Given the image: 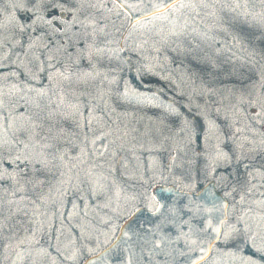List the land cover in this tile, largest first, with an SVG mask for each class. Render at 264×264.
I'll return each mask as SVG.
<instances>
[{"label": "rangeland", "instance_id": "rangeland-1", "mask_svg": "<svg viewBox=\"0 0 264 264\" xmlns=\"http://www.w3.org/2000/svg\"><path fill=\"white\" fill-rule=\"evenodd\" d=\"M258 2L184 0L122 39L112 0H0V264H81L160 182L213 179L233 218L264 212Z\"/></svg>", "mask_w": 264, "mask_h": 264}, {"label": "water", "instance_id": "water-1", "mask_svg": "<svg viewBox=\"0 0 264 264\" xmlns=\"http://www.w3.org/2000/svg\"><path fill=\"white\" fill-rule=\"evenodd\" d=\"M129 17L124 39L132 26L141 19L151 18L169 10L154 8L172 0H112ZM184 1V0H182ZM157 205L148 209L140 205L120 224L116 237L105 248L90 254L81 264H202L213 253L209 243L201 238L189 243L194 228L206 226L205 218L216 219L228 213L229 199L217 188L215 180L197 191L179 189L175 185L157 183L150 188ZM159 211H156L157 207ZM215 206L219 211L206 212ZM218 226V225H217ZM211 239L209 230L201 233Z\"/></svg>", "mask_w": 264, "mask_h": 264}, {"label": "snow or ice", "instance_id": "snow-or-ice-1", "mask_svg": "<svg viewBox=\"0 0 264 264\" xmlns=\"http://www.w3.org/2000/svg\"><path fill=\"white\" fill-rule=\"evenodd\" d=\"M182 0H172L170 4L160 5L154 8V11H160L162 8L171 7L172 10L178 11L185 8ZM239 6V5H237ZM260 20L258 21L262 30H264V13L259 14ZM166 18V17H165ZM262 37H257L261 39ZM264 79V76H262ZM182 125H188L186 119L179 118V113L174 114ZM241 129L237 128L236 132H240ZM254 143V142H253ZM261 150H264V140H261ZM50 147V146H46ZM243 148V145H241ZM251 151H257L255 147L250 149ZM220 156L227 159V153H220ZM63 159V157H60ZM19 159V157H17ZM25 162L28 163L27 158ZM36 164H46L44 160H37ZM35 167V166H34ZM44 181H40L42 184ZM236 191V189H233ZM230 194V193H229ZM245 197H240V204H245ZM264 205V202H260ZM160 205L156 211L160 210ZM219 211L215 206L213 208L205 209L206 212ZM251 209L248 212H242L233 216L229 213H224L222 216L216 219V224H213L211 219L205 218L206 226L203 228H194L192 230V236L189 238V243L197 244L201 238L205 239L209 245V251H215L217 254L228 256L234 261H238L239 264H264V212L257 215H250ZM218 225V226H217ZM211 230L214 235L211 239L207 236L201 235V233H207ZM259 240V243L257 241ZM253 248L258 254V258L253 259L251 256L243 254V250L247 248ZM91 252L92 249L90 248ZM75 259V256L72 257ZM130 264V261H129Z\"/></svg>", "mask_w": 264, "mask_h": 264}, {"label": "trees", "instance_id": "trees-1", "mask_svg": "<svg viewBox=\"0 0 264 264\" xmlns=\"http://www.w3.org/2000/svg\"><path fill=\"white\" fill-rule=\"evenodd\" d=\"M111 1V0H110ZM239 1V6H235L234 7V10L237 12V14L238 15H243V16H245V10H244V3L246 2V4H247V6L249 7V5H253V4H259V0H238ZM183 2V1H182ZM55 12L53 13L54 15H58L59 16V14H57L58 12V10H56V9H53ZM119 11H122L121 10V7H120V9H119ZM53 12V11H52ZM57 12V13H56ZM123 12V11H122ZM159 15V14H158ZM155 16H157V15H155ZM154 17V16H153ZM152 18V17H151ZM147 19H149V18H147ZM145 20V19H144ZM63 44V43H62ZM243 53V56H245V57H248V60H250L253 64L252 65H254L253 67L255 68V69H257L258 71H259V73H261L260 75L261 76H264V61L263 62H260V59H264V49H263V46H262V48L257 52V51H253V50H250V48H247V47H245V49H244V51L242 52ZM260 58V59H259ZM252 71H253V69L252 68H250ZM131 75V74H130ZM131 79V83H132V85H135V87H138V81H137V79H134L133 77H131L130 78ZM263 81H264V79H262ZM188 116H190L191 118H193V119H195L197 122V125H195V127H196V129L194 130V134H195V138H197L198 140H197V142H199L200 141V133L202 132L200 129V122L196 119V117H194V115H192V114H189ZM237 169L235 170V174L236 175H240V167L239 166H237L236 167ZM200 186H201V184H198L197 185V189H199L200 188ZM220 189H222L221 187H220ZM223 190V189H222ZM224 191V190H223ZM243 254L244 255H248V256H251V257H253V258H258V254L255 252V250L253 249V248H251V247H249V248H247V249H244L243 250Z\"/></svg>", "mask_w": 264, "mask_h": 264}, {"label": "flooded vegetation", "instance_id": "flooded-vegetation-1", "mask_svg": "<svg viewBox=\"0 0 264 264\" xmlns=\"http://www.w3.org/2000/svg\"><path fill=\"white\" fill-rule=\"evenodd\" d=\"M225 196V195H224ZM230 201V200H229Z\"/></svg>", "mask_w": 264, "mask_h": 264}]
</instances>
